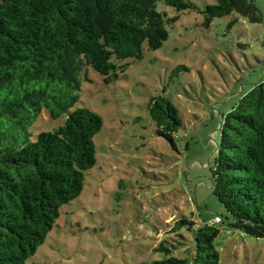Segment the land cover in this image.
Wrapping results in <instances>:
<instances>
[{
  "label": "trees",
  "instance_id": "1",
  "mask_svg": "<svg viewBox=\"0 0 264 264\" xmlns=\"http://www.w3.org/2000/svg\"><path fill=\"white\" fill-rule=\"evenodd\" d=\"M158 1L0 0V264H26L61 206L80 195L102 126L98 113L76 106L81 75L90 67L109 83L125 60L142 58L145 42L160 48L176 17L160 12ZM163 1L196 9L189 0ZM232 12L262 21L254 0H217L202 10L207 25ZM43 109L65 121L31 140L29 127ZM147 109L156 135L176 147L178 109L163 95L151 96ZM217 152L212 189L227 225L264 237V81L221 116ZM219 222L174 218L167 231L176 236L158 241L154 250L164 255L148 264H219Z\"/></svg>",
  "mask_w": 264,
  "mask_h": 264
},
{
  "label": "rangeland",
  "instance_id": "2",
  "mask_svg": "<svg viewBox=\"0 0 264 264\" xmlns=\"http://www.w3.org/2000/svg\"><path fill=\"white\" fill-rule=\"evenodd\" d=\"M189 1L196 9L157 2L167 18L176 17L166 24L168 38L155 50L145 42L142 58L125 60L111 82L90 67L83 71L76 106L102 118L96 162L26 264H148L163 257L154 247L180 215L200 224L223 217L214 241L219 264H264V237L227 225L211 178L221 116L264 81V0H254L261 22L232 12L208 25L202 10L217 0ZM157 95L179 111L176 147L156 135L147 104ZM65 117L43 109L29 127L31 140Z\"/></svg>",
  "mask_w": 264,
  "mask_h": 264
},
{
  "label": "built area",
  "instance_id": "3",
  "mask_svg": "<svg viewBox=\"0 0 264 264\" xmlns=\"http://www.w3.org/2000/svg\"><path fill=\"white\" fill-rule=\"evenodd\" d=\"M220 219H221L220 216H216V217L214 218V221H215V222H219Z\"/></svg>",
  "mask_w": 264,
  "mask_h": 264
}]
</instances>
